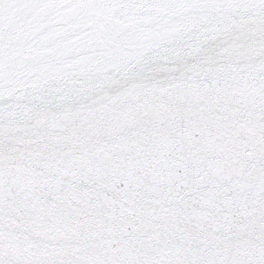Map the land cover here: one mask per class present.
Here are the masks:
<instances>
[{"label":"snow or ice","instance_id":"snow-or-ice-1","mask_svg":"<svg viewBox=\"0 0 264 264\" xmlns=\"http://www.w3.org/2000/svg\"><path fill=\"white\" fill-rule=\"evenodd\" d=\"M0 264H264V0H0Z\"/></svg>","mask_w":264,"mask_h":264}]
</instances>
